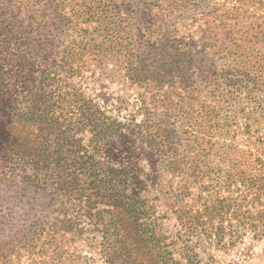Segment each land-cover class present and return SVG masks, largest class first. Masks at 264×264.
Listing matches in <instances>:
<instances>
[{"label": "trees", "instance_id": "1", "mask_svg": "<svg viewBox=\"0 0 264 264\" xmlns=\"http://www.w3.org/2000/svg\"><path fill=\"white\" fill-rule=\"evenodd\" d=\"M261 13L264 0H0V190L39 195L53 240L92 232L102 264H215L211 249L245 238L264 252ZM87 78L140 98L120 118Z\"/></svg>", "mask_w": 264, "mask_h": 264}, {"label": "rangeland", "instance_id": "2", "mask_svg": "<svg viewBox=\"0 0 264 264\" xmlns=\"http://www.w3.org/2000/svg\"><path fill=\"white\" fill-rule=\"evenodd\" d=\"M261 14L264 16V13ZM245 59L252 60L251 57H246ZM84 82L90 88L89 91L96 94L95 97L100 100L103 106L109 112L118 114L120 118L122 116L127 117V114H129L127 110H131L133 108L132 105L137 102L136 99L140 98V90L134 85L128 84V82L120 81V83H117L105 80L106 87H103V91L100 88H95L96 86H93V81L89 78ZM115 97L118 98L117 101ZM121 105L127 106V108H119ZM142 118L143 116L137 115L136 120L140 121ZM142 164L145 167L149 181L148 195L151 196L155 192H152L153 190L151 189V150L147 148H144ZM166 176L167 174H165ZM163 184L165 183L163 182ZM166 184H169V182ZM165 188L163 189L166 190ZM8 190V193H6V190H0L2 193H6V195H0V253L7 252V254H11V257H14L21 252L20 259L17 260L16 264H34L31 258L36 260L35 264H86L89 260L92 262V258H94L95 264H102L101 257H99L98 253L91 254V247L88 245L87 238L93 235L92 232L78 231L75 228L72 232L59 231L58 234H64L63 241L53 240L50 238V231L44 229V218L38 217V213H40L42 208V198L37 194H33V192L26 193L23 191V195L17 205L16 199L12 198L11 189L8 188ZM184 196L180 200V205L183 208L193 207L195 195ZM161 219L168 231L173 229L172 226L177 221L171 216ZM36 222L42 224L38 229L35 228ZM21 224L22 226L19 227ZM18 240L20 243H17ZM21 242L29 245L36 244V248L41 246L40 249L35 250L36 253L39 252L40 257L25 250V248H21ZM261 246L259 243L251 246L249 239L245 238L243 242L238 243L233 249L228 251L211 249L210 253L214 256L215 264H264V252L261 250ZM60 247H62V252H59Z\"/></svg>", "mask_w": 264, "mask_h": 264}]
</instances>
